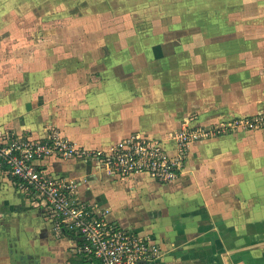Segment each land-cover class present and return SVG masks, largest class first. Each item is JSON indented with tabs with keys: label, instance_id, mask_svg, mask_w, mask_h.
Listing matches in <instances>:
<instances>
[{
	"label": "crops",
	"instance_id": "obj_1",
	"mask_svg": "<svg viewBox=\"0 0 264 264\" xmlns=\"http://www.w3.org/2000/svg\"><path fill=\"white\" fill-rule=\"evenodd\" d=\"M212 70L228 72L214 64ZM115 72L85 85L57 80L54 97L48 88L34 97L28 87L18 84L13 92L2 82L0 130L41 139L56 127L77 146L105 150L138 132L174 153L169 133L187 121L189 110H212L208 121H187L190 126L218 124L234 109L243 111L223 99L208 105L197 95L186 100L171 84L167 92L161 84L128 83ZM213 83V89H231V82ZM38 163L52 176L75 181L78 199L108 220L152 237L161 254L144 264H264V128L224 130L191 142L182 170L169 182L145 173L113 176L96 159L48 155ZM82 245L79 235L56 229L50 212L0 169V264H90Z\"/></svg>",
	"mask_w": 264,
	"mask_h": 264
},
{
	"label": "rangeland",
	"instance_id": "obj_2",
	"mask_svg": "<svg viewBox=\"0 0 264 264\" xmlns=\"http://www.w3.org/2000/svg\"><path fill=\"white\" fill-rule=\"evenodd\" d=\"M213 64L228 72L214 74ZM114 71L128 83L161 84L167 92L171 84L186 100L223 99L243 109L218 124L264 117V0H0L4 92L20 84L34 97L46 88L54 97L57 80L85 85ZM217 79L231 89H213ZM210 111L191 109L185 121L205 120Z\"/></svg>",
	"mask_w": 264,
	"mask_h": 264
},
{
	"label": "built area",
	"instance_id": "obj_3",
	"mask_svg": "<svg viewBox=\"0 0 264 264\" xmlns=\"http://www.w3.org/2000/svg\"><path fill=\"white\" fill-rule=\"evenodd\" d=\"M262 124L264 117H239L213 127L184 122L169 133L174 153L161 139L138 132L105 150L77 146L56 127H50L41 139L0 130V169H6L20 187L50 212L56 229L65 228L82 238L81 251L91 260L90 264H144L161 254L159 244L150 236L108 220L97 206L79 200L77 183L47 173L39 166V159L48 155L96 159L113 176L145 173L159 182H169L182 170L191 142L208 139L229 127Z\"/></svg>",
	"mask_w": 264,
	"mask_h": 264
},
{
	"label": "bare ground",
	"instance_id": "obj_4",
	"mask_svg": "<svg viewBox=\"0 0 264 264\" xmlns=\"http://www.w3.org/2000/svg\"><path fill=\"white\" fill-rule=\"evenodd\" d=\"M183 111V110H182Z\"/></svg>",
	"mask_w": 264,
	"mask_h": 264
}]
</instances>
